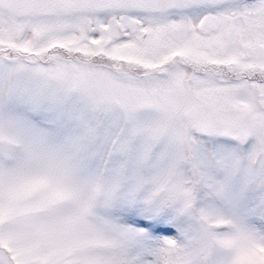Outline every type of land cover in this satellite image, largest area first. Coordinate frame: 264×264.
<instances>
[{
    "label": "snow or ice",
    "instance_id": "snow-or-ice-1",
    "mask_svg": "<svg viewBox=\"0 0 264 264\" xmlns=\"http://www.w3.org/2000/svg\"><path fill=\"white\" fill-rule=\"evenodd\" d=\"M0 264H264V0H0Z\"/></svg>",
    "mask_w": 264,
    "mask_h": 264
}]
</instances>
